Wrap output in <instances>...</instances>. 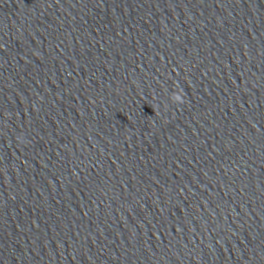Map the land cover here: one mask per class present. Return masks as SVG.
<instances>
[{
  "label": "clouds",
  "instance_id": "9594fccd",
  "mask_svg": "<svg viewBox=\"0 0 264 264\" xmlns=\"http://www.w3.org/2000/svg\"><path fill=\"white\" fill-rule=\"evenodd\" d=\"M171 99L175 103H183L182 95L179 93H173Z\"/></svg>",
  "mask_w": 264,
  "mask_h": 264
}]
</instances>
